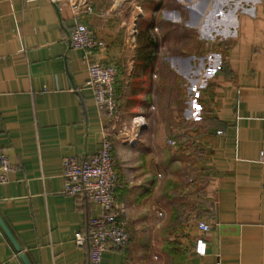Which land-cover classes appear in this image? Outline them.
Instances as JSON below:
<instances>
[{"label":"crops","instance_id":"0c3cea01","mask_svg":"<svg viewBox=\"0 0 264 264\" xmlns=\"http://www.w3.org/2000/svg\"><path fill=\"white\" fill-rule=\"evenodd\" d=\"M124 1L89 0L93 12L77 16L69 3L0 0V151L14 168L0 185L1 219L29 264H89L75 235L101 209L64 193L62 161H84L101 147L107 124L88 70L97 60L119 69L116 206L131 239L125 253L105 252L102 264L172 257L264 264V0H227L236 35H224V67L204 97L205 123L184 133V146L182 134L167 138L159 88L140 83L152 79L157 62L148 59L150 42L138 50L133 28L141 19L132 24ZM80 22L106 44L91 59L68 45ZM138 116L144 124L134 127ZM199 222L211 231H199ZM198 237L207 241L205 257L194 252ZM0 264H24L1 226Z\"/></svg>","mask_w":264,"mask_h":264},{"label":"rangeland","instance_id":"374dc122","mask_svg":"<svg viewBox=\"0 0 264 264\" xmlns=\"http://www.w3.org/2000/svg\"><path fill=\"white\" fill-rule=\"evenodd\" d=\"M226 2L125 0L122 5L132 24L134 20L141 19L138 27L133 28L138 50L150 42V59L155 57L157 62L152 79L140 83H145L144 88L148 91L159 88L158 106L162 108L167 138L174 140L176 134H182V146L189 141L187 134L205 123L204 97L224 67L222 48L228 42V36L224 35L229 31L232 37L236 35L237 17L232 12L229 16ZM232 7L237 10L236 5ZM136 118L140 117L133 118L131 125ZM168 145L172 147L169 142ZM181 252L185 253L184 249ZM163 261L179 264L175 257L160 260Z\"/></svg>","mask_w":264,"mask_h":264},{"label":"built area","instance_id":"2783aa9c","mask_svg":"<svg viewBox=\"0 0 264 264\" xmlns=\"http://www.w3.org/2000/svg\"><path fill=\"white\" fill-rule=\"evenodd\" d=\"M48 2L54 6L69 3L77 16L93 12L89 0H48ZM67 41L71 49L84 51L87 59H91L106 47L105 42L96 32L81 22L71 31ZM88 70L89 83L97 108L105 118L107 126L103 131L101 147L97 153L84 161L65 158L62 167L65 179L64 193L93 202L101 209V214L90 220L86 232L77 233L74 241L77 247L88 248L89 264H102L105 252L125 253L130 244L128 227L116 206L117 195L123 187L116 171L113 140L114 132L120 122L119 69L112 63L104 64L97 60H89ZM143 124V117L133 121L134 127ZM123 130H127L125 125ZM13 170L8 154L0 151V185L9 182ZM198 229L206 234L211 231L212 226L207 222H199ZM194 252L199 257L207 255L208 244L204 237L196 239Z\"/></svg>","mask_w":264,"mask_h":264},{"label":"water","instance_id":"95a60500","mask_svg":"<svg viewBox=\"0 0 264 264\" xmlns=\"http://www.w3.org/2000/svg\"><path fill=\"white\" fill-rule=\"evenodd\" d=\"M0 226L2 228V230L4 231V233L7 235L8 239L11 241V243L14 245L15 249L17 250V252L19 253L20 257L22 258L24 264H29L25 255L22 253L20 246L18 245L16 239L14 238V236L12 235V233L10 232V230L8 229V227L5 225L4 221L1 219L0 217Z\"/></svg>","mask_w":264,"mask_h":264},{"label":"trees","instance_id":"16d2710c","mask_svg":"<svg viewBox=\"0 0 264 264\" xmlns=\"http://www.w3.org/2000/svg\"><path fill=\"white\" fill-rule=\"evenodd\" d=\"M152 54V52H149L148 54H149V56H148V59H149V61L151 62V59H150V55ZM118 95H120V89H119V85H118ZM89 224V223H88Z\"/></svg>","mask_w":264,"mask_h":264}]
</instances>
